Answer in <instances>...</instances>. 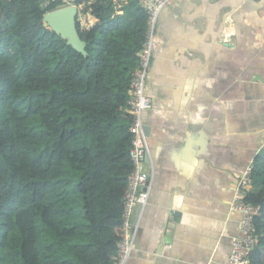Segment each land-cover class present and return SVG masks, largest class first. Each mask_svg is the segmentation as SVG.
<instances>
[{
  "label": "trees",
  "instance_id": "1",
  "mask_svg": "<svg viewBox=\"0 0 264 264\" xmlns=\"http://www.w3.org/2000/svg\"><path fill=\"white\" fill-rule=\"evenodd\" d=\"M73 2L96 20L76 21L86 55L43 23L63 0H0V264L117 260L132 169L125 107L148 15L138 0ZM252 185L247 264H264V148Z\"/></svg>",
  "mask_w": 264,
  "mask_h": 264
},
{
  "label": "crops",
  "instance_id": "2",
  "mask_svg": "<svg viewBox=\"0 0 264 264\" xmlns=\"http://www.w3.org/2000/svg\"><path fill=\"white\" fill-rule=\"evenodd\" d=\"M156 38L142 115L152 183L125 264H224L234 190L264 148V0H170Z\"/></svg>",
  "mask_w": 264,
  "mask_h": 264
},
{
  "label": "built area",
  "instance_id": "3",
  "mask_svg": "<svg viewBox=\"0 0 264 264\" xmlns=\"http://www.w3.org/2000/svg\"><path fill=\"white\" fill-rule=\"evenodd\" d=\"M65 6L76 5L77 14L83 11V6L75 4L74 0H63ZM170 0H138V4L147 12L148 27L138 52V66L135 68L130 81L128 99L125 110L132 116L131 138L129 141V157L132 169L127 175V187L123 195L124 209L122 213V234L117 242V260L114 264H125L130 255L136 232L137 224L132 216L135 208L142 207L148 198L149 189L152 183L151 168L146 158L149 154L148 134L146 124L143 120V112L151 109V99L145 93L146 75L150 68L152 57L158 46L156 38V24L162 9ZM47 1H44V5ZM85 18H91L89 13H82ZM81 28H89L94 23L90 19H79ZM252 164L246 166L241 173L238 186L235 188L231 209L240 214V229L237 235L231 239V250L224 264H247L248 255L253 245L257 243L253 218L259 207L246 202L245 190L251 184Z\"/></svg>",
  "mask_w": 264,
  "mask_h": 264
},
{
  "label": "water",
  "instance_id": "4",
  "mask_svg": "<svg viewBox=\"0 0 264 264\" xmlns=\"http://www.w3.org/2000/svg\"><path fill=\"white\" fill-rule=\"evenodd\" d=\"M77 11L78 8L76 5H68L46 11L43 14V23L62 38L66 39L67 44L71 45L83 55H86L85 42L81 40L76 28L75 15ZM146 130L148 133V126H146ZM146 161H148V157Z\"/></svg>",
  "mask_w": 264,
  "mask_h": 264
},
{
  "label": "rangeland",
  "instance_id": "5",
  "mask_svg": "<svg viewBox=\"0 0 264 264\" xmlns=\"http://www.w3.org/2000/svg\"><path fill=\"white\" fill-rule=\"evenodd\" d=\"M77 17H78V20H79V19H82V20L90 19L91 21H93V23L96 22V20H94V18H93V19H91V18H85V17L82 15V13H80ZM66 168H67V166H66ZM68 172H69V171H68Z\"/></svg>",
  "mask_w": 264,
  "mask_h": 264
},
{
  "label": "clouds",
  "instance_id": "6",
  "mask_svg": "<svg viewBox=\"0 0 264 264\" xmlns=\"http://www.w3.org/2000/svg\"><path fill=\"white\" fill-rule=\"evenodd\" d=\"M78 5V4H77ZM63 6H65V4L63 5ZM63 6H61V7H63ZM59 8V7H58ZM86 13H88V12H86ZM78 14H76L75 15V17H76V21H78L79 22V20H78ZM89 16H91L90 14H89ZM92 18H94L93 16H91ZM94 20H95V18H94ZM79 25H80V23H79ZM81 27V26H80Z\"/></svg>",
  "mask_w": 264,
  "mask_h": 264
},
{
  "label": "flooded vegetation",
  "instance_id": "7",
  "mask_svg": "<svg viewBox=\"0 0 264 264\" xmlns=\"http://www.w3.org/2000/svg\"><path fill=\"white\" fill-rule=\"evenodd\" d=\"M153 58V57H152ZM152 63V62H151ZM146 78H147V75H146Z\"/></svg>",
  "mask_w": 264,
  "mask_h": 264
}]
</instances>
